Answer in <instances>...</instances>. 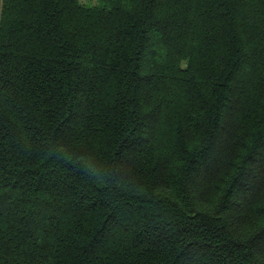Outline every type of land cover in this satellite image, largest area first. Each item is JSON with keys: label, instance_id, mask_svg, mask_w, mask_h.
Masks as SVG:
<instances>
[{"label": "trees", "instance_id": "obj_1", "mask_svg": "<svg viewBox=\"0 0 264 264\" xmlns=\"http://www.w3.org/2000/svg\"><path fill=\"white\" fill-rule=\"evenodd\" d=\"M0 264H264V0H0Z\"/></svg>", "mask_w": 264, "mask_h": 264}, {"label": "rangeland", "instance_id": "obj_2", "mask_svg": "<svg viewBox=\"0 0 264 264\" xmlns=\"http://www.w3.org/2000/svg\"><path fill=\"white\" fill-rule=\"evenodd\" d=\"M84 1H87V0H84Z\"/></svg>", "mask_w": 264, "mask_h": 264}]
</instances>
